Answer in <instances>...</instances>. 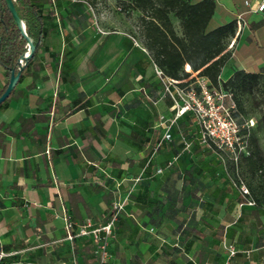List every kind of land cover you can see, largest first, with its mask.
I'll list each match as a JSON object with an SVG mask.
<instances>
[{
  "label": "crops",
  "instance_id": "obj_1",
  "mask_svg": "<svg viewBox=\"0 0 264 264\" xmlns=\"http://www.w3.org/2000/svg\"><path fill=\"white\" fill-rule=\"evenodd\" d=\"M67 1L51 0L56 32L0 104V248L13 253L9 264H97L88 237L64 239L62 209L74 228L104 224L161 134L157 115L170 112L168 101L151 104L161 88L139 34L120 13L107 21L98 7L116 0ZM213 1L212 27L240 21L219 80L234 70L264 79L258 0ZM101 20L113 30L104 34ZM7 81L0 67V91ZM138 119L148 122L140 148ZM258 146L264 157V143ZM164 155L161 148L129 194L106 264H222V241L237 251L231 264H264V203L239 207L219 165L217 178L207 180L189 168L199 156L164 168Z\"/></svg>",
  "mask_w": 264,
  "mask_h": 264
},
{
  "label": "trees",
  "instance_id": "obj_2",
  "mask_svg": "<svg viewBox=\"0 0 264 264\" xmlns=\"http://www.w3.org/2000/svg\"><path fill=\"white\" fill-rule=\"evenodd\" d=\"M53 1L58 3V0ZM63 2L68 4L67 0ZM12 4L23 24L24 33L34 44L32 55L23 67L27 69L45 50L44 40L50 33L56 32V20L53 11L48 9L51 0H12ZM116 4L122 12L136 11L139 14V38L149 56L148 63L172 79H184L189 76V72H197L198 76L206 77L212 84L218 80L222 88L232 94L236 113L245 120L254 119L253 127L248 130V155L240 160V173L254 205L264 203V157L258 146L259 136L264 134V105L258 116H245L243 113L244 97H264L263 75L234 70L225 81L219 80L220 70L228 58L225 49L234 36V20L209 27L214 12L213 0H116ZM64 41L67 42L68 38L65 37ZM26 50V41L13 23L3 0H0V67L6 76L9 77L10 68L16 69L17 59ZM137 125L135 137L140 148L148 142V122L138 119ZM194 129L189 114L177 119L171 129V141L162 147L165 163L176 155L180 160L183 138L191 144L187 151H182L183 158L199 156L196 163L198 169L194 173L202 179L214 180L217 178L218 163L194 141ZM170 167H173L172 164ZM185 172L190 174L189 171ZM141 184L144 185L140 188L146 189L147 184ZM225 188L231 187L228 185ZM137 197L131 198L135 200ZM166 198L171 203V196L167 195ZM236 199L239 197L236 196ZM120 221L118 215L114 227ZM92 250L94 252V245Z\"/></svg>",
  "mask_w": 264,
  "mask_h": 264
},
{
  "label": "built area",
  "instance_id": "obj_3",
  "mask_svg": "<svg viewBox=\"0 0 264 264\" xmlns=\"http://www.w3.org/2000/svg\"><path fill=\"white\" fill-rule=\"evenodd\" d=\"M262 11H264V0H258L255 12ZM239 26L240 21L236 19L235 27ZM152 69L160 85L161 93L151 101V104L168 101L170 112L168 116L157 115L154 129L159 130L161 134L144 154L140 174L130 181L131 187L123 199L112 204V213L102 225L94 227L86 221L74 228L66 211L62 209L64 239L71 242L75 238L88 237L94 245L97 264L107 263L108 245L118 215L123 211V206L133 187L140 181L142 172L150 166L159 150L171 141V129L177 119L184 114H189L195 127L194 141L212 155L220 166L228 185L242 199L238 206L254 205L240 173V160L248 155V130L253 127L254 119L245 120L236 113L232 94L224 90L218 80L212 84L206 77L189 71H186L189 72L187 78L172 79L154 65ZM181 142L182 151H187L191 146L190 142H186L183 138ZM176 158L177 155L173 156L165 163L164 168H169ZM162 170L163 168L157 167L153 172L160 174ZM221 248L225 253L222 264H231L232 258L237 254L235 247L222 241ZM11 256L13 253L0 251V264H9L6 259Z\"/></svg>",
  "mask_w": 264,
  "mask_h": 264
},
{
  "label": "rangeland",
  "instance_id": "obj_4",
  "mask_svg": "<svg viewBox=\"0 0 264 264\" xmlns=\"http://www.w3.org/2000/svg\"><path fill=\"white\" fill-rule=\"evenodd\" d=\"M100 7V9H103V12L105 13L103 17H105L107 19V21H112L114 20L115 15H117L118 13H120L130 24L131 29L135 32L134 34V38H138V34H139V25H138V17L139 14L136 11H129V13L126 12H122L120 10V6L112 3L111 5H105V6H98ZM101 25H102V32L105 34V32L111 31L113 30V24H111L110 22H105L104 20H101ZM212 25L210 24L209 27H211ZM139 39V38H138ZM225 77V75L223 76V78ZM243 113L245 116H251V115H255L258 116V114L262 111V107L264 105V97H261L259 95L253 96V97H244L243 98ZM259 140L260 143H264V134L259 136ZM180 161H185V160H191L190 158H183V152H180ZM194 156V155H193ZM182 158V159H181ZM192 164L194 162H191ZM191 170V172H195L198 169V166L196 165V162L194 163V165L189 167Z\"/></svg>",
  "mask_w": 264,
  "mask_h": 264
},
{
  "label": "water",
  "instance_id": "obj_5",
  "mask_svg": "<svg viewBox=\"0 0 264 264\" xmlns=\"http://www.w3.org/2000/svg\"><path fill=\"white\" fill-rule=\"evenodd\" d=\"M5 7L7 9V11L9 12L13 23L15 24L16 28L19 30L21 37L26 41V47L27 50L26 52L21 55L17 61H16V69L14 70L13 68L9 69V77H8V81H7V85L4 89V91L1 93L0 95V104L9 96L10 92L13 90L14 86L17 83V80L23 70V67L26 63V61L30 58V56L32 55V52L34 50V44L32 43V40L26 36V34L24 33V28H23V24L22 22L19 20L13 4H12V0H3ZM1 251V248H0Z\"/></svg>",
  "mask_w": 264,
  "mask_h": 264
}]
</instances>
